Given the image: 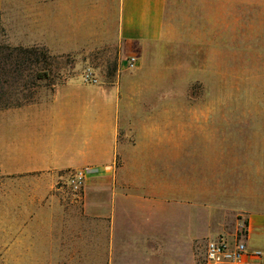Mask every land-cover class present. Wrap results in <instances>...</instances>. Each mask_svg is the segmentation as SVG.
Wrapping results in <instances>:
<instances>
[{"label":"crops","instance_id":"0c3cea01","mask_svg":"<svg viewBox=\"0 0 264 264\" xmlns=\"http://www.w3.org/2000/svg\"><path fill=\"white\" fill-rule=\"evenodd\" d=\"M215 2L210 0L212 39L219 38L218 11L233 14L231 0L222 1V10ZM165 4L0 0L10 45L44 47L59 56L102 47L118 55L111 84L72 75L53 85L47 99L0 112V169L9 180L1 195L0 263L210 264L195 257L196 244L224 238L236 226L232 212L228 219L218 218L216 208H188L184 202L181 208L179 200L187 195L203 202L201 186L191 192L169 183V163L180 161L184 150L187 111L137 107L145 96L135 81L145 77L151 46L163 35ZM257 8L264 10V2ZM190 115L201 120L216 113ZM87 168L94 172L80 193H72L67 173ZM245 179L264 183V172ZM262 193L243 194L248 208L232 207L241 211L239 226L245 227L248 250L259 254L252 259L256 264H264ZM202 213L211 218L208 233L202 232Z\"/></svg>","mask_w":264,"mask_h":264},{"label":"rangeland","instance_id":"374dc122","mask_svg":"<svg viewBox=\"0 0 264 264\" xmlns=\"http://www.w3.org/2000/svg\"><path fill=\"white\" fill-rule=\"evenodd\" d=\"M222 1L214 3L217 10L224 9ZM248 1L247 5L242 0H231L232 15L218 11L219 38L212 39L210 0H166L163 35L151 46L145 61L149 67L143 72L145 77L135 81L138 94L145 96V102L137 104L138 109L159 111L166 105L170 110L179 107L187 111L184 150L180 161L169 163V183L173 188L184 184L191 192L201 186L206 194L203 202L192 194L191 198H181V208L183 202L188 208H216L218 218L228 219L232 212L236 226L223 235L225 239L240 230L241 211L232 207L248 208L243 194L258 197L264 191V183L245 179L264 172V10L257 8L264 0ZM226 22L229 31L225 30ZM0 40L9 47H17L6 43L1 15ZM31 48H38L37 53L47 51L39 46ZM46 55V59L38 56L35 66L45 75L35 81L32 91H21V98L31 102L47 99L53 85L72 75L90 72L107 85L117 76L118 55L110 48L100 47L79 56L51 55L48 51ZM30 75L29 70L23 73L25 83ZM193 112L216 115L196 120L190 115ZM6 178L0 169V223L2 188L9 181ZM202 215V232L208 233L211 218ZM207 241L202 238L196 244L195 257L201 261Z\"/></svg>","mask_w":264,"mask_h":264},{"label":"trees","instance_id":"16d2710c","mask_svg":"<svg viewBox=\"0 0 264 264\" xmlns=\"http://www.w3.org/2000/svg\"><path fill=\"white\" fill-rule=\"evenodd\" d=\"M37 49L12 48L0 40V110L18 108L31 102L29 98H21L20 95L21 91H32L36 87L35 81H40L45 75H41L35 66L39 63L38 56L46 59L47 51L43 49L37 53ZM27 70L32 75L29 82L25 83L22 76Z\"/></svg>","mask_w":264,"mask_h":264},{"label":"built area","instance_id":"2783aa9c","mask_svg":"<svg viewBox=\"0 0 264 264\" xmlns=\"http://www.w3.org/2000/svg\"><path fill=\"white\" fill-rule=\"evenodd\" d=\"M135 58H129L128 66L133 67ZM84 79L95 82L94 76L87 72L84 74ZM94 172L92 169H82L69 172L66 175L65 184L74 194H78L85 186L87 176ZM246 230L240 226L239 234H236L232 240L220 238L218 240H210L206 243L204 260L210 264H256L252 261L253 258H258V253H252L246 245Z\"/></svg>","mask_w":264,"mask_h":264}]
</instances>
